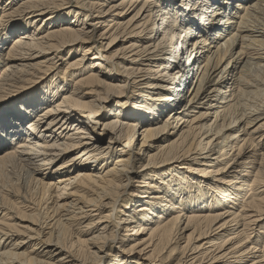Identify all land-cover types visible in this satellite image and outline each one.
I'll list each match as a JSON object with an SVG mask.
<instances>
[{"label": "bare ground", "instance_id": "6f19581e", "mask_svg": "<svg viewBox=\"0 0 264 264\" xmlns=\"http://www.w3.org/2000/svg\"><path fill=\"white\" fill-rule=\"evenodd\" d=\"M0 264H264V0H0Z\"/></svg>", "mask_w": 264, "mask_h": 264}, {"label": "rangeland", "instance_id": "374dc122", "mask_svg": "<svg viewBox=\"0 0 264 264\" xmlns=\"http://www.w3.org/2000/svg\"><path fill=\"white\" fill-rule=\"evenodd\" d=\"M185 0H183V2H184ZM194 9V8H193ZM195 11H196V9H195ZM100 46V45H99ZM183 61V63H184V61H186V58L183 56V58L181 59V62ZM28 95V93H26L25 92V94L23 93V94H19V95H15L14 97H16L17 99H21V98H24L23 96H27ZM13 97V98H14ZM8 105V104H7ZM6 106V105H5Z\"/></svg>", "mask_w": 264, "mask_h": 264}]
</instances>
